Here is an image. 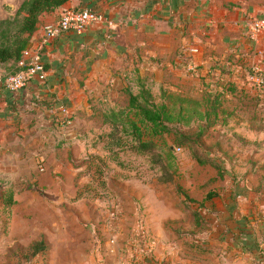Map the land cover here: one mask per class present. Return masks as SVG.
<instances>
[{
  "label": "crops",
  "instance_id": "0c3cea01",
  "mask_svg": "<svg viewBox=\"0 0 264 264\" xmlns=\"http://www.w3.org/2000/svg\"><path fill=\"white\" fill-rule=\"evenodd\" d=\"M5 1L9 7L0 5V19L14 14L22 0ZM66 7L94 8L104 20L80 33L65 31L45 40L44 26ZM247 14L264 19V0H67L42 12L26 47L31 52L38 48L46 82L32 79L13 92L4 77L19 69L26 55L0 63V171L33 178L37 161L48 171L74 162L76 174L86 154L102 153L100 145L111 126L104 115L126 107L129 93L141 86L201 80L208 68L227 62L231 51L251 54L254 66L264 67V59L259 63L264 29L256 40L245 37L242 21ZM192 46L197 50L189 51ZM184 58L202 67L200 76L185 72ZM48 108L54 112L53 122ZM259 133L240 137L235 152L224 150V167L230 173L219 180V196L205 200L209 211L203 213L201 226L193 218L192 229L183 230L177 208L169 216L162 211L149 218L156 237L151 235L150 249L141 248L135 260L128 243L122 244L129 237L126 213L119 222L102 221L93 211L87 217L51 219L41 223L44 234L39 232L34 243L44 238L51 264L53 258H59L57 264H262L264 136ZM231 158L233 170L228 168ZM78 205L95 209L93 203ZM142 232L149 234L147 228Z\"/></svg>",
  "mask_w": 264,
  "mask_h": 264
},
{
  "label": "rangeland",
  "instance_id": "374dc122",
  "mask_svg": "<svg viewBox=\"0 0 264 264\" xmlns=\"http://www.w3.org/2000/svg\"><path fill=\"white\" fill-rule=\"evenodd\" d=\"M0 5L8 10L5 0H0ZM228 56L227 62L216 64L215 71L208 69L207 76H200L201 80L190 78L181 86H149L153 98L166 101L174 115L181 108L178 123H173L179 137L170 132L150 136L153 143L145 152L127 144L119 156L128 167L117 165L102 150L101 144L102 153H97L99 161L81 164L76 174L72 172L78 167L74 162L69 163L72 167L48 171L37 161V171L33 175L37 176L36 180L0 171V190L11 186L17 196L9 207H4L0 201V264H51L44 238V242L34 243L39 232L40 236L44 234L41 223L60 217H87L91 211L102 221L117 218L119 222L123 213L127 214L126 234L129 237H125L122 244L128 243L133 260L142 252V228L156 237L148 220H154L162 211L169 216L174 213L173 208H177L184 222L183 230L192 229L193 218L201 226L200 217L208 212L205 200L218 197L222 186L216 176L217 169L199 163L192 153L195 146L191 144H198L199 152H209L219 161L224 159V150L235 152L240 137L250 138L258 131L264 136V81L256 77L258 74L264 76V67L254 66L256 62L251 54L231 51ZM262 59L264 57L259 63ZM209 94L211 100L217 94L218 106L216 113H210L207 119L203 112L210 110ZM246 122L259 127L251 128ZM104 131L101 127L100 133ZM188 137L189 143L182 141ZM89 156L86 154L85 158ZM231 159L228 168L233 170L234 160ZM208 191L213 193L210 197H206ZM78 203L87 206L93 203L95 209L78 208L84 206ZM193 208L199 215L192 212ZM165 222L170 223L171 219ZM58 260L53 258V264Z\"/></svg>",
  "mask_w": 264,
  "mask_h": 264
},
{
  "label": "trees",
  "instance_id": "16d2710c",
  "mask_svg": "<svg viewBox=\"0 0 264 264\" xmlns=\"http://www.w3.org/2000/svg\"><path fill=\"white\" fill-rule=\"evenodd\" d=\"M65 1L67 0H22L14 14L0 19V63L18 61L21 57L23 49L28 44L31 33L36 28L39 15L42 12L53 10ZM85 8L97 11L91 7ZM245 37L249 38L246 35ZM187 59L188 58L183 59L182 66L184 61ZM42 61L44 68L46 69L45 61L43 59ZM211 69L215 71L214 66L209 70ZM201 70L202 67L198 65V71L193 73L187 71L185 72L195 76H200ZM207 71L204 76H207ZM210 96L211 94H209V97L207 98V103L210 104V110L205 109L203 112L205 118L207 119L209 118L210 113H216L218 106L217 94L213 96V100H211ZM153 97L154 96L149 88L141 86L137 93H129L128 105L126 107L118 110H111L104 115L105 121L111 126L110 130L107 132V138L102 145V150L108 153V157L114 160V162L120 167H128V164L123 162L119 156L127 144L140 152H145V149L149 147V144L153 143L152 137L150 136L170 132L174 133L176 137H179V133L173 123H178L181 108L179 107L180 109H178V111L176 110L178 115H174L166 101L163 99L156 101ZM34 104L37 105L40 103L35 101ZM51 115L53 122L56 118L54 113ZM190 137L182 141L189 143ZM196 145L191 144V146H195L192 147L194 149H192L194 158L199 163L214 166V168L217 169V178L220 181H223L226 173L223 160L219 159L218 161L215 157H211L209 152H202L201 150L199 152ZM99 157L100 156L97 154L95 156L92 155L88 158H84L78 163L93 164L99 161ZM212 194V191H208L206 193V197H210ZM14 200V189L11 186H6L0 190V201L4 207L11 206L14 203ZM192 212L199 215L198 212L196 213L194 208L192 209ZM204 217L205 216H202V218L200 217V220H202L201 224L204 222ZM221 233L225 234L224 231ZM144 234L147 236V233L142 232V249H145L146 247L150 249V245L152 243H148V241L143 239ZM259 253H261V255L263 254V258L260 259V261L264 264V252L259 251Z\"/></svg>",
  "mask_w": 264,
  "mask_h": 264
},
{
  "label": "built area",
  "instance_id": "2783aa9c",
  "mask_svg": "<svg viewBox=\"0 0 264 264\" xmlns=\"http://www.w3.org/2000/svg\"><path fill=\"white\" fill-rule=\"evenodd\" d=\"M103 20L104 16L102 13L90 8L66 7L60 11L58 18L54 22L44 26V37L45 40H49L65 31L80 33L86 27L97 24ZM242 25L244 27V34L250 39L256 40L264 29V19L256 15L247 14L242 21ZM196 50L197 47L195 46L189 48V51ZM22 54L26 55V58L21 63L20 68L16 71L8 72L4 77L6 87L13 92L22 88L32 79H35L40 84L46 82L47 73L38 52V48L31 52L28 47H25ZM183 69L193 73L198 71V64L187 59L184 61ZM256 77H259L260 81H264L263 75L258 74ZM49 110L50 114L54 113L51 108H49ZM143 239L148 241V243H152V237L149 234H147V236L144 234Z\"/></svg>",
  "mask_w": 264,
  "mask_h": 264
}]
</instances>
